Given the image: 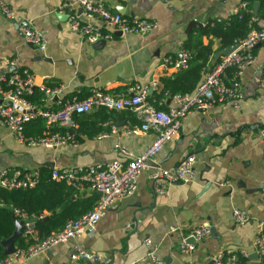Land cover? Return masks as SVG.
I'll list each match as a JSON object with an SVG mask.
<instances>
[{"label": "crops", "instance_id": "crops-1", "mask_svg": "<svg viewBox=\"0 0 264 264\" xmlns=\"http://www.w3.org/2000/svg\"><path fill=\"white\" fill-rule=\"evenodd\" d=\"M91 1L101 2L128 19L153 21L158 27L140 36L113 32V39L105 44H90L70 28L71 16L82 18V10L73 0H0V77L14 71L32 74L35 88L46 95L44 105L36 108L56 111L74 99H86L93 89L126 95L133 85L151 91L153 83H159V89L149 94L152 97L162 89L163 79L178 73L166 71L162 65L167 57L179 58L185 41L200 30L188 33L191 21L201 18L204 27L210 21H226L246 0ZM1 3L14 10L17 18L8 19ZM65 3L71 8L61 11ZM21 24L42 35L44 52L28 44ZM212 40L213 49L219 51V40ZM254 54L255 63L239 77L242 100L192 111L178 137L141 174L137 191L110 207L95 231L76 242L111 264H156L145 260L147 239L157 247L156 255L165 264H211L223 252L246 253L249 257L257 253V226L264 220V141L260 136L264 128V44L255 47ZM46 90L58 92L48 94ZM158 106L168 110L175 103L166 98ZM127 112L117 115L111 131L104 133L107 137L83 138L79 143L53 148L20 142L0 119V176L7 169L31 173L128 162L130 157L122 150L134 156L143 154L157 134L153 130L128 134L133 125ZM118 120L120 127L115 126ZM189 156L196 159L195 180L166 185L168 194L157 195L149 178L152 171L176 169ZM79 192L96 194L88 189ZM234 209L246 215V225L235 223ZM202 224L211 226V235L194 244L193 252H183L184 238ZM73 250L74 243L62 244L24 264H91L73 261Z\"/></svg>", "mask_w": 264, "mask_h": 264}, {"label": "built area", "instance_id": "built-area-1", "mask_svg": "<svg viewBox=\"0 0 264 264\" xmlns=\"http://www.w3.org/2000/svg\"><path fill=\"white\" fill-rule=\"evenodd\" d=\"M82 10L81 16L70 17V28L72 31L80 34L90 44H96L99 41H109L113 39V32L121 34L144 35L155 31L157 23L142 19H128L125 16L115 13L108 9L101 2L91 0H73ZM2 11L10 20L16 19V12L10 9L4 3H1ZM247 2L241 3L239 9H246ZM71 8V4L65 3L61 11ZM233 13V14H235ZM93 21H99L101 25ZM260 30H254L244 41L236 44L239 48L229 56L221 60L209 71L197 91L191 95H175L171 98L175 106L168 110H159L157 106L149 99V88H141L133 85L129 89V94H111L102 89H93L90 95L83 100L74 99L65 104L61 109L42 110L33 106L24 96L32 94L36 89L34 77L27 70L14 71L10 76L0 77V119L6 124L10 132L22 143L29 146H41L53 148L68 144H75L70 133L62 136L60 134L49 133L48 136L37 139H27L24 135L25 125L37 118H42L47 129H54L56 126L74 129L75 115L89 114L95 110L106 109L108 111H131L141 122L140 126H134L127 129L128 134H147L153 130L157 134L156 141L143 153L134 156L122 150V153L128 155L130 160L113 161L107 164H96L88 167L54 169L52 179L67 183L73 189L82 191L88 189L100 195V201L96 208L77 221L69 222L66 227L57 235L50 236L40 240L34 224L29 223L30 218L16 212L17 219L24 223L23 235L30 238L34 243L26 249H17L14 254L0 261V264H24L32 258L46 255L53 248L66 244L74 243V250L71 254L73 261H86L91 264H111V261L104 259L100 254L86 250L81 243L76 242L86 233H93L110 207L118 201L132 196L138 189V180L141 174L149 168V163L154 159L168 143L178 137L184 122L192 111H203L210 109L219 103L241 101L243 94L239 77L243 71L253 65L256 61L254 54L255 47L264 41V22L259 21ZM111 29L112 32L107 30ZM28 44L37 47L41 52L45 51V43L42 35L30 27L20 25ZM103 30L107 31L106 33ZM190 54L183 52L179 58L167 57L163 61L164 70L174 69L180 71L188 67ZM235 67L237 69L233 85H228L224 76L226 71ZM160 84L153 83L152 90H158ZM262 86L264 87V73L262 77ZM45 91L44 89H42ZM57 90H46L48 94H56ZM166 99V98H165ZM12 104V105H10ZM15 106L31 113H22ZM260 136L264 141V128L260 130ZM107 137V134L101 135ZM195 157L189 156L176 169H157L152 171L149 178L157 195H167L166 185L172 184H190L196 178ZM7 170L1 172L0 186L9 189H28L34 188L38 184V172L22 173L15 171L12 177H8ZM261 195L264 200V180L261 186ZM234 221L237 225L243 226L249 222L246 215L239 209L233 211ZM212 233L211 226L202 224L196 227L192 233L184 238L182 250L185 253H191L195 250V245L190 243L194 239L196 243ZM149 251L145 260L156 264H165L160 261L156 255L157 247L153 245L150 239L145 241ZM255 247L259 259H264V220H261L257 226V235ZM225 258V252L214 258L213 264H234L238 261L239 255L245 258L249 257L246 253H229ZM131 264H140L135 261ZM194 264V263H190Z\"/></svg>", "mask_w": 264, "mask_h": 264}, {"label": "trees", "instance_id": "trees-1", "mask_svg": "<svg viewBox=\"0 0 264 264\" xmlns=\"http://www.w3.org/2000/svg\"><path fill=\"white\" fill-rule=\"evenodd\" d=\"M248 7L239 9L226 21H210L203 29L196 31L184 43L183 52L190 54L188 67L181 69L172 77L161 81L162 89L148 99L154 103L159 110L166 111L164 107H159V103L175 95L194 94L205 75L215 66L211 65V60L216 51L213 49V40L220 42V50L236 45L251 34L254 30H260L259 21L264 22V0H246ZM259 4L258 15H254V5ZM104 33L107 31L103 30ZM208 39L206 45L204 40ZM235 67L226 71L224 80L228 85H233L238 81ZM9 74L8 76H10ZM231 83H228V80ZM34 106L44 105L46 95L35 89L32 94L24 96ZM62 108V107H61ZM121 112L100 109L90 114L75 115V131L77 134L72 138L76 143L86 139H93L104 133L111 131L112 123L116 121L117 115ZM127 115L132 123V127L140 126L141 122L135 115L128 111ZM52 134L65 136L70 133L66 127L56 126L54 129H47L42 118H37L25 125L24 135L27 139H41ZM16 169H7L8 177H12ZM38 184L34 188L9 189L0 186V261L7 258L4 255V248L1 243L10 239L16 230V212L30 219H37L34 228L40 240L57 235L71 221H77L92 212L100 201L96 194H83L67 183L52 179L53 170L41 169L37 171ZM26 174L29 172L22 171ZM34 242L25 236L19 238L15 246L17 249H26ZM229 253L225 252V258ZM260 264H264V259H259ZM234 264H250L249 257L239 255L238 261Z\"/></svg>", "mask_w": 264, "mask_h": 264}, {"label": "water", "instance_id": "water-1", "mask_svg": "<svg viewBox=\"0 0 264 264\" xmlns=\"http://www.w3.org/2000/svg\"><path fill=\"white\" fill-rule=\"evenodd\" d=\"M258 12H259V4H255L254 5V15L257 16ZM203 24L204 23H203V20L201 18H197V19L191 21V23L188 26V33H190L193 29H202L204 27ZM105 43H106V41H104V40L98 42V44H105ZM260 44H264V41L259 43L256 47H259ZM238 48H239V45H233V46H230L228 48L221 49V50L217 51L211 60V65L212 66L216 65L221 60V58L231 55ZM152 92H153V90H151L149 94H151ZM10 105H12V104H10ZM15 108H17L22 113L33 112L31 110L26 111V110L19 108L17 106H15ZM120 124H121V121L118 120L117 123L115 124V126L120 127L121 126ZM70 134L75 135L76 131L74 129H71ZM99 195H101V194H99ZM28 222L31 224H35L37 222V219H30ZM15 225H16V230H15L14 235L10 239L4 240L1 243V245L4 248V255L5 256H11L12 254L15 253V251H16L15 243L19 238L22 237V231H23L24 223L20 222L18 219H15ZM212 231H213V229H212ZM190 243L197 245V243L194 241L193 238L190 239ZM249 259H250V264H260L258 253L250 255ZM211 264H213V263H211Z\"/></svg>", "mask_w": 264, "mask_h": 264}]
</instances>
